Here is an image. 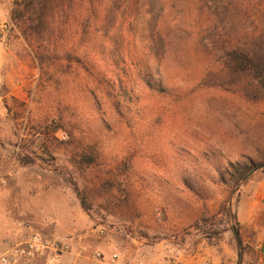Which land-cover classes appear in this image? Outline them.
I'll list each match as a JSON object with an SVG mask.
<instances>
[{
    "label": "rangeland",
    "instance_id": "374dc122",
    "mask_svg": "<svg viewBox=\"0 0 264 264\" xmlns=\"http://www.w3.org/2000/svg\"><path fill=\"white\" fill-rule=\"evenodd\" d=\"M13 1L0 0V207L25 204L16 210L26 212L19 216L27 230L50 237L28 218L30 206L42 211L47 197L73 200L76 221L89 224L80 233L90 244L66 254L85 264H109L113 253L120 255L114 264H132L137 242L224 240L234 247L242 186L228 172L230 164L264 163V106L247 101L246 78L237 86L218 71L223 53L208 55L210 35L199 34L195 5L120 0V39L108 46V64H97L111 82L110 97L97 94V110L82 75L58 70L52 47L39 59L37 43L23 39L10 21ZM61 115L67 132L85 135L96 157L91 165L72 166L75 144L59 129ZM43 185L52 186L46 196ZM63 256L44 264H61ZM243 262L264 264V257L249 247Z\"/></svg>",
    "mask_w": 264,
    "mask_h": 264
},
{
    "label": "trees",
    "instance_id": "16d2710c",
    "mask_svg": "<svg viewBox=\"0 0 264 264\" xmlns=\"http://www.w3.org/2000/svg\"><path fill=\"white\" fill-rule=\"evenodd\" d=\"M182 1L162 0L171 8H176L175 3ZM190 1L201 19L198 22L199 34L208 32L210 35V38L207 37L211 41L208 42L211 43V50L208 52V47L206 49L208 55L215 57L218 51L223 53V69L218 71L238 80L234 83L237 86L242 78H246L247 85L243 89L247 101L264 106V0ZM119 9L120 0H14L10 21L29 45L37 43V48L42 50L36 53L39 59L43 54L48 55L52 47V53L59 58L58 70L64 74L73 71L76 76L82 75L83 87L99 110L101 106L97 94L110 97L111 82L105 79L97 64H108V46L113 47L120 39L125 17L121 19L118 16ZM217 43L220 47L214 51ZM61 118L62 115L57 120L59 129L67 133V142L75 144L77 158L71 161L72 166L94 163L96 157L88 144L84 146L85 135L82 133L79 139L76 134L67 132ZM263 164L250 161L230 164L228 174L235 185L243 186L254 174L264 172ZM65 174L77 193L78 184L70 170L67 169ZM220 176L223 181V176ZM84 203L81 198L83 209ZM233 219L231 232L237 243L235 213ZM247 248L239 246L243 253Z\"/></svg>",
    "mask_w": 264,
    "mask_h": 264
},
{
    "label": "crops",
    "instance_id": "0c3cea01",
    "mask_svg": "<svg viewBox=\"0 0 264 264\" xmlns=\"http://www.w3.org/2000/svg\"><path fill=\"white\" fill-rule=\"evenodd\" d=\"M43 188L46 196L50 190L46 191L52 186L43 185ZM55 201L47 197V201L44 200L42 204V211H39L40 207L34 210V206H30L32 210L30 217L28 216L30 221L36 223L39 229L50 230L52 232L50 237L67 243L72 251L76 252L89 245V234L80 233L89 224L81 217L80 222L76 221L75 202ZM17 208L28 209L25 204L18 207H0V253L18 243L28 233L27 226H24L26 212L17 213ZM235 218L238 240L236 239V243L234 238V247L224 240L213 244H208L204 240L172 245L159 243L154 247L143 246L142 242H137L131 262L132 264H245L243 259L247 251L243 253L239 246L251 247L264 257V172L254 174L242 186ZM103 249L106 251L108 248ZM71 254L64 255L61 264H85V261L79 259L76 254L74 256ZM235 255L238 256V260ZM46 260H49V256L45 255L27 264H44Z\"/></svg>",
    "mask_w": 264,
    "mask_h": 264
},
{
    "label": "built area",
    "instance_id": "2783aa9c",
    "mask_svg": "<svg viewBox=\"0 0 264 264\" xmlns=\"http://www.w3.org/2000/svg\"><path fill=\"white\" fill-rule=\"evenodd\" d=\"M6 178L0 176V186L4 185ZM99 236L104 235V230H97ZM70 246L60 240L43 235L37 230L28 228V233L15 245L10 247L5 252L0 253V264H20L31 263L41 256H49L52 262H59L62 256L69 252ZM96 260L104 261L103 253L96 252L94 254ZM120 255L113 253L108 258L109 264H114Z\"/></svg>",
    "mask_w": 264,
    "mask_h": 264
},
{
    "label": "water",
    "instance_id": "95a60500",
    "mask_svg": "<svg viewBox=\"0 0 264 264\" xmlns=\"http://www.w3.org/2000/svg\"><path fill=\"white\" fill-rule=\"evenodd\" d=\"M263 166H264V164H263ZM234 234H235V237H236V239H237L238 237H237V233L235 232V230H234ZM237 240H238V239H237Z\"/></svg>",
    "mask_w": 264,
    "mask_h": 264
}]
</instances>
